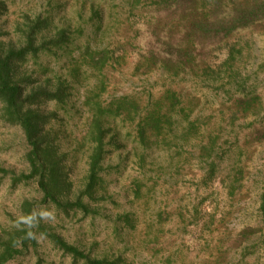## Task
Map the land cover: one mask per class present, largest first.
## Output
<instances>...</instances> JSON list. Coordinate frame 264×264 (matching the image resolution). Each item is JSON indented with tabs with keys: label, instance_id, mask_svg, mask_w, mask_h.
Masks as SVG:
<instances>
[{
	"label": "rangeland",
	"instance_id": "rangeland-1",
	"mask_svg": "<svg viewBox=\"0 0 264 264\" xmlns=\"http://www.w3.org/2000/svg\"><path fill=\"white\" fill-rule=\"evenodd\" d=\"M187 1L190 7L186 0H0L3 50L22 44L26 17L47 21L39 43L66 29L65 50L42 51L18 69L32 82L67 80L53 126L74 180L89 154L88 103L128 99L138 106L104 118L110 130L104 189L92 203L98 212L41 211L53 231L92 257L264 264V16L228 31V0L219 10L212 0ZM199 22L217 26L199 37ZM86 48L106 49L111 58L96 70L83 60ZM169 92L180 100L173 109ZM159 100L169 123L142 142L137 126ZM238 102L252 105L238 112ZM54 108L48 103L46 110ZM26 150L21 129L2 121L0 104V166L25 171ZM32 198H40L35 184L11 187L0 173V232L23 221L20 204ZM38 244V253L30 248L7 264H35L38 256L42 264H71L42 236Z\"/></svg>",
	"mask_w": 264,
	"mask_h": 264
},
{
	"label": "trees",
	"instance_id": "trees-1",
	"mask_svg": "<svg viewBox=\"0 0 264 264\" xmlns=\"http://www.w3.org/2000/svg\"><path fill=\"white\" fill-rule=\"evenodd\" d=\"M190 1L196 3L195 0ZM212 1L213 9L222 8L223 0ZM186 2L190 7L191 4L187 0ZM228 3L232 5L227 14L230 17L228 23L232 24L228 31L236 26H246L258 17L264 16V0L242 2L228 0ZM26 19L28 21L26 28L21 31L22 44L15 45L8 42L7 48L3 50V44L0 42V104L2 121L18 126L22 131L27 144L24 154L27 168L25 171L16 173L14 170L0 166V173L3 177L9 178L11 187L21 183L35 184L40 198L24 199L19 207L23 221H19L17 226L0 232V264H7L18 256L26 255L30 248L38 253L40 236L63 255L68 256L71 264H124L121 256L92 257L83 249L67 242L53 231L41 209L42 207L47 210L52 209L57 215L66 217L71 212L83 215L98 212L92 203L101 199L100 191L104 189L105 180L100 174L109 144L105 138L110 130L105 128L104 118L111 112L118 115L130 114V108L137 111L138 106L128 99H117L108 107H102L98 102L92 103L89 100L88 104L92 111L88 133L89 154L84 175L81 179L74 180L70 172L71 163L67 159V153L60 149L57 132L53 126L57 107L64 104L68 96L67 80L59 75L46 78L43 82H32L28 75L18 69L20 63L27 61L29 57H37L42 51H50L53 47L65 50L69 38L66 35V29L62 28L54 37L39 43L37 35L40 29L47 25V21L40 18L28 20L26 17ZM216 26L209 23H195L194 27L199 34L195 31L192 33H196L199 37H208L212 33V27ZM188 35L191 33L189 32ZM83 57L89 66L99 70L111 58V53L106 49L86 48ZM165 100L170 104L168 109L180 105V100L175 93L169 92ZM48 103H53L55 108L47 111ZM251 105V102H238V112H246ZM162 123H169V120L163 113V105L159 100L137 126L140 140L144 142L146 138L160 132ZM212 165L211 163L210 166ZM260 209L264 214V192L260 195ZM42 263V258L38 256L35 264Z\"/></svg>",
	"mask_w": 264,
	"mask_h": 264
}]
</instances>
